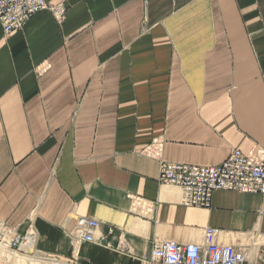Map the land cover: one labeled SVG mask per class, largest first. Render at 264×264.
<instances>
[{
	"label": "crops",
	"instance_id": "0c3cea01",
	"mask_svg": "<svg viewBox=\"0 0 264 264\" xmlns=\"http://www.w3.org/2000/svg\"><path fill=\"white\" fill-rule=\"evenodd\" d=\"M46 1L65 5L63 23L42 10L7 37L0 25V220L31 226L48 259L149 264L155 243L212 227L264 264L262 195L185 207L158 182L159 159L264 150V0ZM155 143L158 158L144 153ZM78 217L100 227L74 247Z\"/></svg>",
	"mask_w": 264,
	"mask_h": 264
},
{
	"label": "built area",
	"instance_id": "2783aa9c",
	"mask_svg": "<svg viewBox=\"0 0 264 264\" xmlns=\"http://www.w3.org/2000/svg\"><path fill=\"white\" fill-rule=\"evenodd\" d=\"M42 10L49 11L59 24L65 20L63 3L49 5L46 0H0V25L5 37L22 29ZM48 67V64L43 66L44 69ZM160 148L161 144L155 143L144 153L158 158ZM158 182L178 187L181 204L185 207L209 208L213 193L220 190L258 193L264 197V150L257 145L247 153L232 149L224 161L213 166L168 163L159 159ZM139 205L140 201L132 202V207ZM99 227L96 219L78 217L70 235L71 244L75 247L81 242H93V233ZM112 233L109 229V234ZM218 234V229L206 227L201 243L157 242L151 249L149 264H253L242 247L219 243ZM34 239L31 226L24 234H19L16 227L0 220V247L12 255H24L28 252L22 245L30 243V255L35 259L58 261L35 255Z\"/></svg>",
	"mask_w": 264,
	"mask_h": 264
},
{
	"label": "rangeland",
	"instance_id": "374dc122",
	"mask_svg": "<svg viewBox=\"0 0 264 264\" xmlns=\"http://www.w3.org/2000/svg\"><path fill=\"white\" fill-rule=\"evenodd\" d=\"M3 247H0V264H54L53 261H45V260H37L32 255L28 258L24 257V255H12L8 251L5 252ZM23 257V258H22ZM58 264H79L76 262L66 261V260H58ZM57 264V263H56Z\"/></svg>",
	"mask_w": 264,
	"mask_h": 264
},
{
	"label": "bare ground",
	"instance_id": "6f19581e",
	"mask_svg": "<svg viewBox=\"0 0 264 264\" xmlns=\"http://www.w3.org/2000/svg\"><path fill=\"white\" fill-rule=\"evenodd\" d=\"M24 245V244H23ZM23 245H22V247H23ZM5 249V248H4ZM5 250H7V249H5Z\"/></svg>",
	"mask_w": 264,
	"mask_h": 264
}]
</instances>
